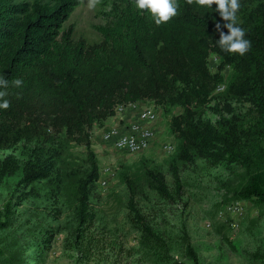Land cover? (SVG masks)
Masks as SVG:
<instances>
[{
    "label": "rangeland",
    "instance_id": "rangeland-1",
    "mask_svg": "<svg viewBox=\"0 0 264 264\" xmlns=\"http://www.w3.org/2000/svg\"><path fill=\"white\" fill-rule=\"evenodd\" d=\"M33 1L0 0V15L10 5ZM240 4L242 27L264 23V0ZM162 24L135 0H80L51 46L63 44L61 35L69 27L75 41L89 44L129 47L147 33L159 45L166 43L161 34L172 23L159 28ZM202 53L209 76H200L195 89L193 76L168 78L164 97L129 95L112 106L106 120L93 122L90 142L97 165L85 218L80 202L64 190L59 161L66 147L67 165L88 172L85 144L33 137L25 125L8 129L0 107V211L7 203L13 211L8 221L0 216L6 222L0 228V264H195L188 242L197 264H264V204L238 196L254 170L228 155L230 148L242 150L252 166L264 169V113L228 87L232 68L212 44L203 43ZM119 105L127 107L126 117L138 116L144 106L156 109L158 121L145 151L121 150L103 137L110 129L126 131L134 120H123ZM191 119L206 143L188 137L183 145L179 126Z\"/></svg>",
    "mask_w": 264,
    "mask_h": 264
},
{
    "label": "trees",
    "instance_id": "trees-1",
    "mask_svg": "<svg viewBox=\"0 0 264 264\" xmlns=\"http://www.w3.org/2000/svg\"><path fill=\"white\" fill-rule=\"evenodd\" d=\"M176 3V14L159 27L172 23L161 34L166 43L159 45L147 33L129 47L104 42L89 44L84 38L75 41L73 27H69L61 35L63 44L52 47L80 0H35L10 5L0 15V78L9 81L6 86L0 85V92L5 93L0 99L9 101L4 109L6 126L9 129L25 125L31 136L48 141L56 138L85 144L91 163L88 172L75 171L67 165L66 147L59 155L64 190L80 202L79 213L83 218L89 180L97 165L90 142L93 122L106 120L112 106L129 95L139 99L164 97L168 78L178 81L193 76L191 88L195 89L200 76H209L203 65V43L212 44L220 58L231 66L228 87L233 93L248 96L264 113V23L248 21L243 26L251 42L244 55L225 52L215 42L219 39L215 25L217 21L224 23L215 11L217 5L205 8L198 0H176ZM16 78L22 79L23 84H12ZM188 124L179 126L183 145L188 137L206 143V135L193 127V119ZM228 155L230 161L254 170L238 196L264 204V169L252 166L242 150L230 148ZM159 187L166 191L163 182H159ZM12 214L10 203L0 211L6 221ZM5 224L0 221V228ZM187 253L197 264L198 256L190 242ZM4 264L16 262L6 260Z\"/></svg>",
    "mask_w": 264,
    "mask_h": 264
},
{
    "label": "clouds",
    "instance_id": "clouds-1",
    "mask_svg": "<svg viewBox=\"0 0 264 264\" xmlns=\"http://www.w3.org/2000/svg\"><path fill=\"white\" fill-rule=\"evenodd\" d=\"M205 8H211L213 3L217 5L215 11L223 18L224 23L217 21L215 29L219 32V39L216 44L225 52L239 53L244 55L251 47V42L245 36V29L239 23L238 10L241 7L240 0H198ZM138 9H148L157 25L168 21L177 12L176 0H135ZM227 28V32L223 29ZM9 81L0 78V85H8ZM15 86L23 84L20 78L12 82ZM5 95L0 92V98ZM9 105L7 99H0V107L6 108Z\"/></svg>",
    "mask_w": 264,
    "mask_h": 264
},
{
    "label": "built area",
    "instance_id": "built-area-1",
    "mask_svg": "<svg viewBox=\"0 0 264 264\" xmlns=\"http://www.w3.org/2000/svg\"><path fill=\"white\" fill-rule=\"evenodd\" d=\"M126 109L127 107L125 105H119L117 107V113L123 114ZM138 110L139 124L134 123L128 130L123 132L110 129L104 133L103 137L106 140L113 141L118 149L132 153L145 151L150 145L153 133L152 126L158 121V113L151 106H144ZM229 208L236 211L241 210V206L239 205H232Z\"/></svg>",
    "mask_w": 264,
    "mask_h": 264
},
{
    "label": "crops",
    "instance_id": "crops-1",
    "mask_svg": "<svg viewBox=\"0 0 264 264\" xmlns=\"http://www.w3.org/2000/svg\"><path fill=\"white\" fill-rule=\"evenodd\" d=\"M118 115H120V117L123 118V120H125V117H126V116H124L125 114H118ZM128 117H129V118H134V117H135V118H134V120H131V121H130L131 123L128 121L129 123H128V125H126V127H127L126 130H128L129 127H130L132 124H134V123H138V124H139V123H140V121H139V116H135V115H134V116L131 117V116L127 115L126 119H127Z\"/></svg>",
    "mask_w": 264,
    "mask_h": 264
}]
</instances>
